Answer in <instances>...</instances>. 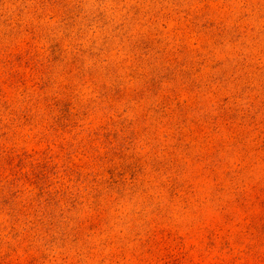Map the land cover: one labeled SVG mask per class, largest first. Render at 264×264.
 <instances>
[{"label":"rangeland","instance_id":"374dc122","mask_svg":"<svg viewBox=\"0 0 264 264\" xmlns=\"http://www.w3.org/2000/svg\"><path fill=\"white\" fill-rule=\"evenodd\" d=\"M0 264H264V0H0Z\"/></svg>","mask_w":264,"mask_h":264}]
</instances>
